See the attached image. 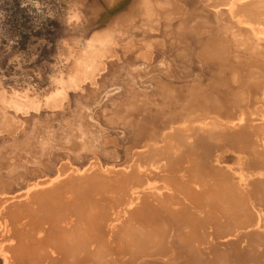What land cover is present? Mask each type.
Listing matches in <instances>:
<instances>
[{"label": "bare ground", "instance_id": "obj_1", "mask_svg": "<svg viewBox=\"0 0 264 264\" xmlns=\"http://www.w3.org/2000/svg\"><path fill=\"white\" fill-rule=\"evenodd\" d=\"M69 10L76 23L85 11L105 23L73 48L64 38L68 71L41 94L0 84L10 141L0 147V264H264V0H72ZM165 37L175 53L159 58ZM118 46L131 55L104 115L130 134L122 158L117 143L105 151L89 108ZM155 69L167 79L140 87ZM181 70L188 79L174 82ZM85 82L95 87L58 127L48 118L25 130L24 114L62 107ZM53 148L65 151L50 157ZM37 154L47 159L30 167Z\"/></svg>", "mask_w": 264, "mask_h": 264}, {"label": "rangeland", "instance_id": "obj_2", "mask_svg": "<svg viewBox=\"0 0 264 264\" xmlns=\"http://www.w3.org/2000/svg\"><path fill=\"white\" fill-rule=\"evenodd\" d=\"M70 1L72 2V0H0V78H1L0 84H5L3 86L6 89H11L12 86L10 85H13V88L16 89L21 90L22 88H30L29 92L36 91L35 93L37 94L43 93L48 89V87L52 85L53 80L51 79H54L53 77L56 76V74L59 72V71L56 72V69L57 70L63 69L61 71L65 73L66 71H68V69L71 66V60L66 59V55H68L67 54L68 48L66 45H69L71 46L70 48H73L72 45L74 46L73 43L75 42L74 41L75 38L79 37L83 31L90 30L94 26L95 29L99 28L100 25H103L105 23L101 15L103 12H101L99 16L93 20L92 19L89 20L88 17H90V14L89 12L86 11L82 13L84 16L82 15V17L78 19L79 21L77 20L78 23L74 22L73 20H69L68 19L70 15L69 9L71 5ZM109 13H111V11H109ZM66 21H68L69 23ZM71 21L72 23H70ZM156 31L157 32L154 31L156 33V37L158 38L164 37L163 36L164 32L162 31L161 28ZM64 38L65 40L67 39L69 44H66L67 41L65 43L63 42L65 41ZM71 39L73 42H70ZM165 39H166V44H165L166 46H164V48L163 47L156 48V55L159 58H161V55L164 54L171 56L173 55L171 53H175V47L172 44L173 43L172 40L169 39L168 37H165ZM62 42L66 45L64 46ZM61 44L63 45V47ZM191 45L193 46L192 51L194 57L196 56L197 50L194 48L195 45L193 40L191 41ZM60 47H62L63 50H61L62 48ZM118 50H119L118 52L119 57H121L122 59L120 58L117 59V57L116 58L113 57L110 58V60H108L110 61L108 62L110 66L109 65H108L109 67L106 66L107 68H105L104 71L100 73V76L98 75V80H97L98 86H96V88L99 87L100 89L99 97H98V100L100 99L99 100L100 102L99 101H97L98 103L93 102L89 108H92L91 110L93 114V116L91 115L92 120L94 121L93 118H95L94 122L99 126L100 129H102L106 139L109 140V143L106 146H104L105 151L107 150V148L108 149L110 148L109 146L113 145V142L117 143V147L120 151L119 158H122L123 148L125 147V145L129 143L130 134L128 133L127 129L123 128L121 124H117L116 126L112 123H109V121L107 120V118L109 117L108 112L111 111L110 110L111 100H113L118 94H120L123 89L122 84L119 82H121V78L125 76L126 70L123 68V66L128 65L126 64L128 62L125 61L124 63H122V60L124 61L125 58H129L131 55V53L128 54L126 53V55H124L120 46H118ZM170 51L172 52L170 53ZM62 59L66 61H63ZM112 60L114 61L112 62ZM153 60L152 62L153 64L155 63L154 65L159 64L157 60L155 59ZM118 61L121 64H119ZM114 62L116 63L113 64ZM55 63L56 64L59 63V64L56 65ZM116 64H118L119 66ZM192 67H194V65ZM114 69L116 70L114 71ZM158 73L159 75L161 74L160 70L155 69L149 71L146 75L140 77L139 79L141 81L146 80L147 82L146 81L144 83L142 82L140 83L139 86L146 88V90L148 91H152L155 86V81L152 75H157ZM117 74L119 76H117ZM114 76L115 78H113ZM185 76L186 74L184 73V71L181 70V73H178L176 76L172 77V80L174 82L182 83L183 81L188 79V77ZM143 77H145L146 79ZM162 77L167 79V77L164 75ZM104 78H106L108 81L109 80L111 81L108 82ZM114 79L116 80L114 81ZM117 79H119L120 81L119 80L117 81ZM112 80L114 82H112ZM102 81L107 82L108 84L107 83L104 84ZM28 84L31 86L35 84L36 86L34 85L33 87H30ZM87 84H89V82L88 83L85 82L83 85L84 88L81 89H72V90L70 89V91H68V97L66 101L64 100L65 102L63 103L62 107L59 108L40 107L39 110H36L37 112L31 109L29 114L26 113L28 115L27 117H25L26 114H24V116L22 117L23 120L22 123L25 127V130L29 131V129L34 124L43 125L45 124V121H48L49 119H51V123L54 124L55 128L58 127L63 122V120L67 119V117L70 116L72 111L74 112L75 107L78 105V101L81 99L80 95L87 94L88 92L87 87H89L90 85H91L90 87H95L94 84H93L94 86L92 84L89 85ZM103 84H104L103 87L104 89H101ZM115 90L117 91V93H115L116 92ZM113 93H115L116 95L114 96ZM103 96H105V98ZM108 96L111 97L112 99L109 98ZM105 102L106 103L108 102V104H106ZM104 104H106L107 106ZM106 111L108 112L106 113V115H104ZM1 134H0V147L10 142L5 138L6 133H3L2 135ZM52 150L53 151L49 153L50 157L53 156L54 153H57V151L58 152L65 151L64 149H57V148H53ZM37 157L39 158L37 162L34 161L28 163L30 167L40 165L41 164L40 161H44L45 159H47L46 155L42 156L40 154H37ZM21 170L24 169L21 168Z\"/></svg>", "mask_w": 264, "mask_h": 264}]
</instances>
